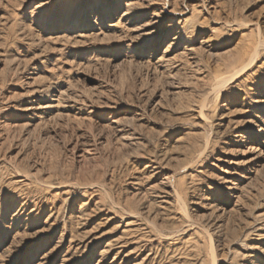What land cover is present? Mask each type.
<instances>
[{"label":"rangeland","instance_id":"obj_1","mask_svg":"<svg viewBox=\"0 0 264 264\" xmlns=\"http://www.w3.org/2000/svg\"><path fill=\"white\" fill-rule=\"evenodd\" d=\"M0 264H264V0H0Z\"/></svg>","mask_w":264,"mask_h":264},{"label":"bare ground","instance_id":"obj_2","mask_svg":"<svg viewBox=\"0 0 264 264\" xmlns=\"http://www.w3.org/2000/svg\"><path fill=\"white\" fill-rule=\"evenodd\" d=\"M248 66H249V65L243 66V67L239 70V72L236 73V75H238V74L242 73L243 71H245V70L248 68ZM236 75H235V76H236ZM235 76H234V77H235ZM219 90H220V89H219ZM260 130H261V129H260ZM238 136H239V137H242V136H240V135H238Z\"/></svg>","mask_w":264,"mask_h":264}]
</instances>
